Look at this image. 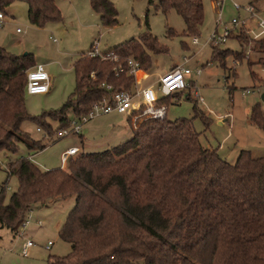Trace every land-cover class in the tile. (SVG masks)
Segmentation results:
<instances>
[{"label": "trees", "instance_id": "obj_1", "mask_svg": "<svg viewBox=\"0 0 264 264\" xmlns=\"http://www.w3.org/2000/svg\"><path fill=\"white\" fill-rule=\"evenodd\" d=\"M15 1L27 4L35 26L61 19L56 0H0V11L8 14ZM89 1L102 25L117 24L111 0ZM156 7L182 18L183 35L199 33L202 0H158ZM174 34L167 29L168 36ZM241 37L248 39L245 33ZM255 42L254 49L264 54V37ZM93 44L73 64L75 88L65 103L38 116L29 115L24 103L33 55L11 54L0 46V152L14 153L19 143L43 149V142L21 132L24 120L36 121L49 137L53 129L45 117L55 118L61 123L57 134L70 123L67 110L79 117L111 93L134 87L129 58L147 71L152 55L168 50L149 30L102 52L104 58L88 54ZM216 46L214 58L232 54ZM236 53L238 61L243 55ZM250 119L264 130L259 104L252 105ZM127 122L129 139L100 152L77 153L64 168L41 170L25 158L10 162L6 179L16 174L18 185L7 202V180L1 186L0 228L16 234L33 210L74 196L58 233L70 251L49 255L47 264H264V155L241 149L230 163L201 145L190 119L147 116L143 107Z\"/></svg>", "mask_w": 264, "mask_h": 264}, {"label": "rangeland", "instance_id": "obj_2", "mask_svg": "<svg viewBox=\"0 0 264 264\" xmlns=\"http://www.w3.org/2000/svg\"><path fill=\"white\" fill-rule=\"evenodd\" d=\"M117 9V24L104 26L99 15L92 10L89 0H56L61 12L59 21L49 22L38 27L29 22L27 4L13 2L8 14L0 24V46L11 54L31 53L35 63H42L50 77V89L42 94L24 95L25 108L29 115L38 116L44 112L59 109L75 88L73 64L92 43H97L101 52H107L118 44L136 38L149 30L156 36L167 51L152 55V66L145 72L146 78L140 86H150L163 99L166 105V118L190 119L193 129L199 134L203 147L216 149L219 155L233 163L241 149L250 150L254 156L264 155V130L250 119L252 105L259 104L264 121V54L254 48L246 32L226 38L216 47L230 49L223 60L212 56V45L206 43L215 31L230 26L232 18H245L243 9L237 10L233 4H251L252 0H202L203 22L199 33L194 36L183 35L185 24L174 11L162 12L156 7L158 0H111ZM258 14L264 19V0H254ZM249 28L255 29L250 23ZM19 31H16V29ZM172 28L174 35L168 36ZM244 31V30H243ZM255 31H258L256 28ZM238 31L236 30V33ZM245 33L248 39L241 37ZM193 37L198 41L193 43ZM236 52L243 55L235 61ZM236 53V54H235ZM186 60V61H185ZM191 69L190 81L198 88L199 96L194 97L187 87L176 95L165 97L158 90L156 80L166 70L176 66ZM200 73L196 74V71ZM28 71V70H27ZM249 90L247 93L242 92ZM190 94L187 98L186 94ZM165 97V98H163ZM137 101H141L138 98ZM127 113L109 112L99 114L81 125L79 135L69 133L62 137L56 135L61 123L45 117L51 124L50 136L34 120H24L21 132L45 144L41 150H30L19 143L16 152H0V191L6 181L3 201L16 190L18 177H7L8 164L16 159L33 155L29 160L41 170L62 167L61 153L70 146H78L79 153L100 152L109 149L132 135L126 123ZM129 116V115H128ZM66 117L76 119L72 110ZM133 121L134 117H131ZM70 126H67V128ZM37 127L41 130L37 131ZM1 193V192H0ZM74 196L57 203L35 209L30 213V223L14 234L10 229H0V264H47L49 255L63 256L70 251V244L59 236V230L73 207ZM41 221V225L36 224ZM23 231L21 235L19 232ZM33 241L27 256L21 250L25 241ZM51 242L48 245V242ZM48 245V247H47Z\"/></svg>", "mask_w": 264, "mask_h": 264}, {"label": "built area", "instance_id": "obj_3", "mask_svg": "<svg viewBox=\"0 0 264 264\" xmlns=\"http://www.w3.org/2000/svg\"><path fill=\"white\" fill-rule=\"evenodd\" d=\"M233 6L237 9H243L247 16L245 18H232L229 23L230 26H224L221 32L215 30L207 39L206 43L213 45H218L221 42H224L226 38L232 37L239 32H246L248 36L252 40H259L264 37V19L261 18L253 4H246L241 6L238 3H234ZM4 20V13L0 11V24ZM250 23L255 24L254 28H249L248 25ZM236 30L238 31L236 33ZM244 30V31H243ZM16 31H19L17 28ZM198 39L193 37L192 42L196 43ZM91 56H100L104 58L103 53L98 50L97 43L93 44L92 49L88 52ZM186 61V60H185ZM129 70L128 73L133 75L135 78L134 87L129 90H120L111 93V95L107 98H103L102 100L95 102L92 104L90 109L76 117V119H72L70 122V126L67 128H63L57 132L58 137H62L69 133H75L77 135L81 132V125L88 121L89 119L104 113L109 112H118V113H127L131 114L135 109L143 107V114L147 116L159 117L163 118L166 115L165 105L159 104V97L155 91L150 86H140L141 80L146 78L145 72L140 68L139 63L133 58L128 59ZM200 73V70L196 71V74ZM190 74H192L191 69L185 66H176L169 70L161 73L157 80L155 81L158 87V90L163 96H167L170 94L177 93L178 91H183L187 87L192 89V93L194 97L199 96V91L197 87L192 85L190 81ZM93 75V71L91 73ZM50 86V78L48 73L46 72L44 65L41 63H36L34 66L28 69L26 72V93L28 94H42L46 93L49 90ZM106 90H111L110 85H105ZM249 90H245L242 93L245 94ZM264 91V86H263ZM138 98H141V101H137ZM41 128L37 127V131H40ZM79 151L78 147L72 146L67 148L61 153V162L63 165L67 164V161L70 157L77 154ZM33 155H29L27 160H30ZM30 213L26 216L25 220L21 224L20 229H24L27 224L30 223ZM37 225H41L40 221H37ZM19 229V230H20ZM21 235L23 231L19 232ZM51 242H48V245ZM33 241L27 239L22 246L21 253L24 256L29 254V248L33 245ZM47 245V247H48Z\"/></svg>", "mask_w": 264, "mask_h": 264}, {"label": "crops", "instance_id": "obj_4", "mask_svg": "<svg viewBox=\"0 0 264 264\" xmlns=\"http://www.w3.org/2000/svg\"><path fill=\"white\" fill-rule=\"evenodd\" d=\"M252 1H253V0H252ZM252 1H251V2H252ZM251 4H253V3H251ZM41 64H42V63H41ZM144 72H146V71H144ZM49 78H50V77H49ZM142 80H143V79H142ZM142 80H141V81H142ZM49 89H50V86H49ZM30 95H31V94H30ZM114 112H115V111H114ZM117 113H118V112H117ZM120 114H121V113H120ZM128 115H129V114H127V116H126V123H127V126H129V125H128V122H127V117H128ZM80 135H81V134H80ZM73 146H75V145H73ZM70 147H72V146H70ZM75 147H78V146H75ZM68 148H69V147H68ZM78 148H79V147H78ZM62 167L64 168V167H66V165H63V164H62ZM37 221H40V220H36V224H37ZM40 222H41V221H40ZM38 226H39V225H38ZM0 229H1V228H0Z\"/></svg>", "mask_w": 264, "mask_h": 264}, {"label": "water", "instance_id": "obj_5", "mask_svg": "<svg viewBox=\"0 0 264 264\" xmlns=\"http://www.w3.org/2000/svg\"><path fill=\"white\" fill-rule=\"evenodd\" d=\"M26 53H27V52H25L24 54H26ZM263 96H264V94H262V96H261V97L263 98Z\"/></svg>", "mask_w": 264, "mask_h": 264}]
</instances>
